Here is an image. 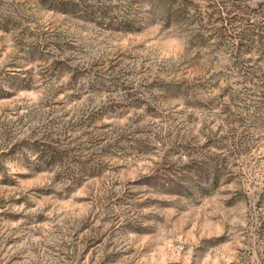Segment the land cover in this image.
<instances>
[{"label":"rangeland","instance_id":"1","mask_svg":"<svg viewBox=\"0 0 264 264\" xmlns=\"http://www.w3.org/2000/svg\"><path fill=\"white\" fill-rule=\"evenodd\" d=\"M54 1L0 0V264H264V119L223 46Z\"/></svg>","mask_w":264,"mask_h":264},{"label":"trees","instance_id":"2","mask_svg":"<svg viewBox=\"0 0 264 264\" xmlns=\"http://www.w3.org/2000/svg\"><path fill=\"white\" fill-rule=\"evenodd\" d=\"M147 1L160 8L166 22L184 17L200 36L223 46L233 76L249 82V99L254 103L249 125L264 119V0ZM53 4L64 6L57 5L64 4L63 0Z\"/></svg>","mask_w":264,"mask_h":264}]
</instances>
